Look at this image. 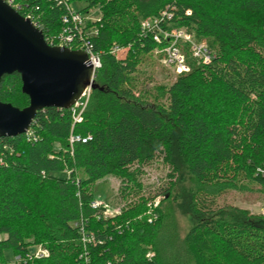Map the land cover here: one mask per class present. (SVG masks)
Returning a JSON list of instances; mask_svg holds the SVG:
<instances>
[{
    "label": "trees",
    "instance_id": "trees-1",
    "mask_svg": "<svg viewBox=\"0 0 264 264\" xmlns=\"http://www.w3.org/2000/svg\"><path fill=\"white\" fill-rule=\"evenodd\" d=\"M67 1L97 12L88 28H97L89 40L101 67L80 123L73 126L69 110L47 108L32 123L34 139L0 138V264H264V217L218 205L229 191L264 195V0ZM13 3L48 44L56 39L63 3ZM164 10L173 18L163 27L187 30L212 59L198 63L181 45L189 72L153 84L140 68L164 55L154 54L141 23ZM115 46L127 49L122 58L111 54ZM0 101L29 105L18 74L2 78ZM71 134L90 139L71 150ZM160 164L168 180L151 210L155 196L142 195L141 178ZM105 177L118 180L123 200L137 196L107 218L90 207V188ZM179 199L194 220L182 240L162 208ZM35 245L48 256L31 257Z\"/></svg>",
    "mask_w": 264,
    "mask_h": 264
},
{
    "label": "water",
    "instance_id": "water-1",
    "mask_svg": "<svg viewBox=\"0 0 264 264\" xmlns=\"http://www.w3.org/2000/svg\"><path fill=\"white\" fill-rule=\"evenodd\" d=\"M14 73L29 105L18 109L0 101V138L24 135L39 111L69 110L93 88L85 52L48 45L36 25L0 0V83Z\"/></svg>",
    "mask_w": 264,
    "mask_h": 264
},
{
    "label": "built area",
    "instance_id": "built-area-1",
    "mask_svg": "<svg viewBox=\"0 0 264 264\" xmlns=\"http://www.w3.org/2000/svg\"><path fill=\"white\" fill-rule=\"evenodd\" d=\"M7 5L13 8L15 11L20 9L19 6L13 3V0H3ZM66 7V15L62 17L63 26L61 31L58 33L55 40L51 41L50 46H57L60 48H68L70 50H81L85 52L88 56V63L91 65L93 73L91 81H94L95 74L101 67L100 57L98 54L92 51V46L90 44V38L97 35V28L90 27L88 28V23H95L99 20L98 16L93 18L95 11H91L87 14L79 12L72 8V4H69L67 0H54ZM30 19V17H24ZM173 15L170 11L164 10L157 17L149 18L141 23V29L144 33L150 35L153 41L156 43L158 48L155 50L156 55L163 54L164 56L160 59V64L170 70L175 76L180 74L188 73L190 68L186 63V56L179 46L186 45L188 46L191 58L196 60L198 63H207L212 59V53L204 42L196 41L193 34L189 33L185 29H167L163 26L172 21ZM32 22V21H31ZM33 23V22H32ZM34 24V23H33ZM35 25V24H34ZM163 44H166L163 47ZM126 48L119 46L113 47L111 54H113L116 59L122 58L126 53ZM92 87L88 86L82 93L80 99L69 109L73 126L82 121V114L87 108ZM31 129V128H30ZM28 130L25 135L27 140L34 139L33 133L31 130ZM88 138H82L79 135L71 134L68 143L69 147L72 150V146L76 142H86ZM67 175H70V172H66ZM76 185H79L81 180L79 177L74 178ZM148 208L151 210L158 207V201H153L148 203ZM92 210L101 211L102 215L107 217H112L120 214V209L115 210L114 213L107 214L108 210L111 209L110 206L103 202L94 200L90 203ZM149 214H152L150 211ZM264 216V213H263ZM153 218H156L154 215ZM152 219H148V222H151ZM81 232L83 233V228L81 227ZM82 241L84 243L90 241L83 237ZM33 258L39 259L48 256V251L42 247H39L33 251L30 255ZM148 260H151L153 257V252L149 251L146 256ZM18 260V259H17Z\"/></svg>",
    "mask_w": 264,
    "mask_h": 264
},
{
    "label": "rangeland",
    "instance_id": "rangeland-1",
    "mask_svg": "<svg viewBox=\"0 0 264 264\" xmlns=\"http://www.w3.org/2000/svg\"><path fill=\"white\" fill-rule=\"evenodd\" d=\"M84 7L83 4H72V8L75 10H80ZM97 12L93 15V18H96ZM154 54L156 55L155 51ZM152 69V68H151ZM149 67L142 66L140 68L141 73H151L155 77V82L153 84L158 83H169L174 80L176 77L172 72L166 68H164L160 64V60L156 65H154L153 69L151 70ZM143 86V87H147ZM142 88V87H141ZM57 147V146H56ZM169 169L164 167L163 165H153L150 167L145 168V174L141 178L142 184L144 186V190L142 191L145 197H153L161 188L162 185L167 183V174ZM79 179L83 177L82 174L78 175ZM190 183L185 182L184 188L187 190L189 189ZM92 194L94 195L95 200L103 201L107 203L111 209L108 210L107 214L114 213L115 210L120 211L124 208H127L130 204H133L136 201L137 196H131L128 200H123L120 196L119 190V182L114 177H105L94 183L90 188ZM155 201H158V207L161 204L162 197L155 196ZM181 200L174 201L170 205L165 206L162 205L163 210L166 211L171 217L172 223L176 228V233L178 237L182 240L185 235L187 234L188 230L191 228L194 220L193 216L190 214L183 213L180 204ZM219 206H232L239 209H244L250 212L253 215H261L263 216L264 213V195L260 194L257 190L250 191L247 193H241L237 191H229L223 194L219 201ZM264 217V216H263ZM6 236H0V239H4ZM39 245L31 246L30 249H38ZM8 258L12 260L13 258L8 255Z\"/></svg>",
    "mask_w": 264,
    "mask_h": 264
}]
</instances>
